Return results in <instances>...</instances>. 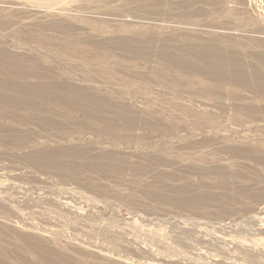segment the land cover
<instances>
[{"label":"rangeland","instance_id":"obj_1","mask_svg":"<svg viewBox=\"0 0 264 264\" xmlns=\"http://www.w3.org/2000/svg\"><path fill=\"white\" fill-rule=\"evenodd\" d=\"M30 1L0 0V264H264V0Z\"/></svg>","mask_w":264,"mask_h":264},{"label":"bare ground","instance_id":"obj_2","mask_svg":"<svg viewBox=\"0 0 264 264\" xmlns=\"http://www.w3.org/2000/svg\"><path fill=\"white\" fill-rule=\"evenodd\" d=\"M35 1L38 2V1H41V0H31L30 2H35ZM47 1H49L51 3H54V2H57V1H60V0H47Z\"/></svg>","mask_w":264,"mask_h":264}]
</instances>
